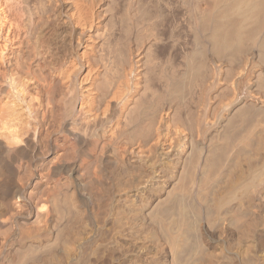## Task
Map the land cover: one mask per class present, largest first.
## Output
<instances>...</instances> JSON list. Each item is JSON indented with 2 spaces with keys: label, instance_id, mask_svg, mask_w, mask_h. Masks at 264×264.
Segmentation results:
<instances>
[{
  "label": "bare ground",
  "instance_id": "obj_1",
  "mask_svg": "<svg viewBox=\"0 0 264 264\" xmlns=\"http://www.w3.org/2000/svg\"><path fill=\"white\" fill-rule=\"evenodd\" d=\"M263 7L0 0V80L27 79L29 96L38 97L36 131L15 148L0 140V264H264V121L247 128L245 111L228 114L241 76L245 103L264 109V28L251 31ZM245 36L248 49L212 53L195 85L197 56L241 46ZM165 46L183 49V61L164 60ZM224 80L228 95L213 107L220 92H211ZM190 82L195 90L183 97ZM9 103L0 87V117L11 114ZM249 135L257 140L251 150ZM199 145L206 152L194 162ZM221 151L227 162H219L226 165L210 200L186 205L185 159L207 177ZM190 182V194L202 192L203 182ZM198 206L220 223L199 225L201 258L199 249L185 250Z\"/></svg>",
  "mask_w": 264,
  "mask_h": 264
},
{
  "label": "rangeland",
  "instance_id": "obj_2",
  "mask_svg": "<svg viewBox=\"0 0 264 264\" xmlns=\"http://www.w3.org/2000/svg\"><path fill=\"white\" fill-rule=\"evenodd\" d=\"M263 10H264V7H263V9H262V11H261V17H259V20H258V22L255 24L254 23V25L252 26V30L251 31H256V29H255V27L257 28V30L258 29H263L264 28V13L262 14V12H263ZM261 22H263V23H261ZM262 26V27H261ZM247 39V36H245L244 37V39H243V43H242V45L241 46H238V47H233L232 49H228L227 51H219V53H218V51H216L215 52V50H214V52L211 50L210 51V48L209 49H207L208 51H206L205 50V52H203V55H201V56H197V58L198 59H196L197 61H198V65L196 64V66H198L197 67V70H198V72H195L196 73V75L195 76H197V78H198V80H197V78H195L194 76V80L195 81H197V82H194L195 83V85H197L198 84V82H199V80H201V79H199V78H201L202 76H204V74H205V72H206V63H207V60H208V58H210V56H212L211 54L213 53L214 55L216 54V55H219L220 54V56L221 55H225V54H227V55H235V56H240L244 51H245V48L246 49H248V40H246ZM184 40V39H183ZM165 47H166V49H165ZM165 47H161V48H163V51L165 50V53L166 54H162V52L160 53L161 54V57L163 58L164 56V60H168V58L171 60V61H173V62H179V60H180V62L179 63H181V60L183 59H181V54H183V56H185L184 55V50L183 49H176L177 51H175V49L173 50V48H170V46H165ZM184 48V47H183ZM173 51H172V50ZM161 50V49H160ZM166 50H167V52H166ZM178 50H180V51H178ZM171 51V52H170ZM179 52V53H178ZM159 53V52H158ZM205 53H206V55H205ZM171 54V55H170ZM179 54H180V56H179ZM175 55V56H174ZM206 56V57H205ZM173 58V59H172ZM179 58V59H178ZM175 60V61H174ZM183 61V60H182ZM202 61H203V63H202ZM197 63V62H196ZM203 65V66H202ZM204 68V69H203ZM198 73V74H197ZM227 75H229V72L227 73V72H224V75H223V79H228L227 78ZM190 77H192V76H190ZM190 77H189V79L187 78L184 82H187V80H188V82H189V80L191 81V80H193V79H190ZM230 78V77H229ZM238 82V83H237ZM242 82V83H241ZM190 83H192V82H190ZM194 83H192L193 84V86L191 87V84H189V83H183V85H184V87H182V91H181V94H183L182 96L183 97H188V96H191L192 94H193V92H194V90H195V87L196 86H194ZM197 83V84H196ZM226 84H228L225 80L222 82H220L219 84L217 83V84H215V86H214V88H213V90H212V92H211V96H213V97H215L216 96V94H217V92L220 94H217L218 96H216V98H214V100L215 99H217L215 102H214V100L212 101V106L213 107H216L219 103V100H218V98L217 97H219V99H221L220 97H224V96H227L228 94L226 93V91H224V90H226V86L225 85ZM237 84H239L238 86H237ZM242 84V85H241ZM189 85V86H188ZM220 86V87H219ZM240 86V87H239ZM243 86V87H242ZM188 87V88H187ZM194 87V88H193ZM223 87V88H222ZM236 87H237V91H238V93H237V101H235L231 106H230V108L228 109V114H232V112L234 113L235 111H238V109L239 110H241V111H245V112H243L244 113V115L242 116L243 118H244V123H246L247 121V125H244L245 127L247 126V128H252L255 124H257L258 123V121H264L263 119H264V113H263V111H264V109H262V110H259V109H261L260 108V105L258 104V105H256V104H251V105H249V103L248 104H246L245 102V100L247 99L246 97H248L247 96V87H246V76H241V77H239V78H237L236 79ZM245 88V89H244ZM184 89H185V91H184ZM190 89V90H189ZM194 89V90H193ZM222 89L223 90V92H224V94H223V92H222V90L220 91V90ZM187 90V91H186ZM193 90V91H192ZM219 90V91H218ZM244 90H246V91H244ZM190 92H192V93H190ZM189 93H190V95H189ZM245 93V94H244ZM241 97V98H240ZM240 98V99H239ZM245 99V100H244ZM237 102V103H236ZM216 103H217V105H216ZM216 105V106H215ZM240 106V107H239ZM196 107V106H195ZM243 107H245V108H243ZM249 107V109H247ZM255 107V108H254ZM257 107H258V109H257ZM235 108V109H234ZM237 108V109H236ZM245 109V110H244ZM257 110L259 111L258 113H257ZM248 111H250V112H248ZM256 111V112H255ZM231 112V113H230ZM262 112V113H261ZM250 113V114H249ZM261 113V114H260ZM261 116H260V115ZM250 115V116H249ZM259 116H260V118H259ZM259 118V119H258ZM246 119H248V120H246ZM255 121H257V122H255ZM253 123H255V124H253ZM251 124V127L250 126H248V125H250ZM217 125H219V124H217ZM216 125V126H217ZM218 128V126L217 127H215L214 126V128H212L211 129V133L212 132H214L216 129ZM213 135H214V133H212ZM250 136H252V137H250ZM248 137V136H247ZM246 137V139L248 140V141H246V139H245V141L246 142H248L247 144L245 143V146L247 147V146H249V148L247 147H245V149H247V150H251V149H253L254 147H255V145L254 144H256V142H257V140H256V137L255 136H253V135H249V139ZM251 138H252V140H251ZM203 143H201L200 145H201V147L203 146H205L204 148H206L207 149V147L209 146V141H206V143L204 142V144L202 145ZM200 145L197 147V149H195L194 150V153L192 154V157H193V159H192V161H196V160H199V159H201L202 158V154H204V152H206V149H203V151H202V149L200 150L199 148H201L200 147ZM219 154H221L220 156H219ZM218 158H217V156L215 155L214 157H213V160L211 161V163H210V165H211V169H210V173L208 174V176L206 177H201V173H197V172H199V170L197 171L196 170V172L194 171V169L193 168H190L188 165H189V159L188 160H186L185 159V164L187 165H185V168L187 167L189 170H188V172H187V168L185 169V173H184V180H185V178H186V180L187 181H189L190 180V178H191V180L190 181H192V180H195L196 182H199V181H201V182H203L202 184H201V188H202V192L200 193V192H196V193H199L198 195H202V197H200V196H198V195H196L195 194V192H194V195H193V193H191L190 194V192L188 191V190H193V189H190L189 188V182L188 183H185L186 182V180L184 181V187H185V190L183 191V193H185L184 195H189V196H186V198H184L185 196H183V200H184V203H186V205H188L187 203H190L194 198H195V196H196V198L193 200V201H195L196 200V202H198V201H201V203H206L207 202V200L209 201L210 199V196H212V190H214L215 189V177H214V175L215 176H217L218 174H221L222 172H223V170H224V168H225V166H223V165H226V164H222V166H221V164H219V162L220 163H224V161H226V154H225V152H220V153H218ZM195 158V159H194ZM220 158V160L221 161H223V158H224V161L223 162H221L220 160H218ZM222 158V159H221ZM217 161H216V160ZM215 160V161H214ZM214 161V162H213ZM215 162H216V164H215ZM227 162V161H226ZM225 162V163H226ZM214 163V164H213ZM218 164V165H217ZM213 167H214V169H213ZM213 170L215 171V172H213ZM186 173H188V174H190V175H187ZM197 173V174H196ZM185 174H186V176H185ZM217 174V175H216ZM200 175V176H199ZM188 176V177H187ZM211 176H213V177H211ZM198 178V179H197ZM212 180V181H211ZM191 183V182H190ZM200 183V182H199ZM211 183H213V185L211 184ZM209 184V185H208ZM204 185V186H203ZM209 186V187H208ZM214 186V187H213ZM188 187V188H187ZM204 187V188H203ZM211 188V189H210ZM214 188V189H213ZM194 190H199V189H194ZM209 190V191H208ZM207 192L209 193V195L207 194ZM193 195V196H192ZM198 197H199V199H198ZM192 198V199H191ZM185 199H186V201H188V202H186L185 201ZM201 199V200H200ZM207 199V200H206ZM204 201V202H203ZM200 209V210H199ZM190 211L191 212H193V214H194V217H198V218H195L196 220H194L193 219V221H194V223H195V226L193 227V229H191V232H192V235H193V238H194V236H195V238H194V240L191 242V238H190V242L188 243V245H187V247L185 248V250L187 251H189V250H194L195 249V252H196V249H199L196 253H197V255H196V253H195V256H196V258L198 257V255L202 252V249H203V252L204 253H201V254H203V256H204V254H205V251L204 250H207V247H206V242H205V240L203 239V234H202V231H201V226L199 227V225H202L203 223H205V222H211V224H214V225H217L218 227L220 226V223H219V221L217 220V219H215V218H212V217H214V215L212 214V213H210V210H209V212H208V209L206 208V207H202V206H198V208L196 207V208H194V209H190ZM239 212H237L236 214H238ZM211 220H215V221H210V219ZM201 219V220H200ZM209 220V221H208ZM217 220V221H216ZM199 221V222H198ZM234 221H235V219H234ZM196 224H198V225H196ZM198 226V227H197ZM196 227V228H195ZM198 229H199V232H198ZM197 230V231H196ZM191 232H190V237H191ZM197 238H198V240H197ZM201 239V240H200ZM195 240H197L196 242H195ZM199 241V242H198ZM204 242V243H203ZM199 243V244H198ZM203 243V244H202ZM194 246H193V245ZM190 247V248H189ZM195 247V248H194ZM187 251V252H188ZM199 253V254H198ZM200 254V255H201ZM200 255H199V258H201L200 257ZM202 256V255H201ZM202 256V257H203ZM188 264H192V260H191V263H190V261H189V263Z\"/></svg>",
  "mask_w": 264,
  "mask_h": 264
},
{
  "label": "clouds",
  "instance_id": "obj_3",
  "mask_svg": "<svg viewBox=\"0 0 264 264\" xmlns=\"http://www.w3.org/2000/svg\"><path fill=\"white\" fill-rule=\"evenodd\" d=\"M30 81L19 79L15 74H6L0 80V87L7 89L10 97L9 107L12 112L6 117H0V140L10 148L23 145L30 132L34 133V109L38 102L35 95L29 96Z\"/></svg>",
  "mask_w": 264,
  "mask_h": 264
}]
</instances>
